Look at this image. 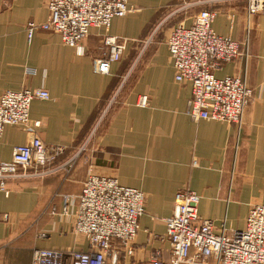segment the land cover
Wrapping results in <instances>:
<instances>
[{
	"label": "crops",
	"instance_id": "1",
	"mask_svg": "<svg viewBox=\"0 0 264 264\" xmlns=\"http://www.w3.org/2000/svg\"><path fill=\"white\" fill-rule=\"evenodd\" d=\"M135 11L114 18L109 29L91 28L84 54L64 45L59 35L27 24L48 19L45 0H0V95L44 89L48 100L30 104L29 121L48 146L64 149L56 167L73 158L69 175L54 172L40 179L9 181L0 195V264H31L37 249L86 252V239L72 231L77 196L88 175L112 177L144 194V214L127 254L113 243L106 264H148L155 255L168 261L170 245L164 219L173 213L174 195L188 189L199 196L198 215L228 234L245 227L253 205L264 206V16L247 22L242 0H228L215 11L212 31L242 43L249 57L224 64L216 78H246L253 96L242 126L192 121L187 115L189 84L174 81L166 48L171 28L191 25L197 8L181 11L190 0H126ZM194 1V0H191ZM105 35L125 41L107 75L93 70L105 52ZM146 95L145 108L136 105ZM30 135L6 126L0 162ZM70 196L62 215L63 197ZM66 259V264H68Z\"/></svg>",
	"mask_w": 264,
	"mask_h": 264
},
{
	"label": "built area",
	"instance_id": "2",
	"mask_svg": "<svg viewBox=\"0 0 264 264\" xmlns=\"http://www.w3.org/2000/svg\"><path fill=\"white\" fill-rule=\"evenodd\" d=\"M48 19L43 24L28 23L27 38L34 31H49L59 35L61 42L84 54L83 42L91 28L109 29L114 18H122L135 11L126 0H45ZM228 0H194L185 2L181 11L201 8L188 27H173L165 44L174 69V81L189 84L191 97L186 115L192 121H215L242 126L243 116L253 96L245 76L216 78L221 67L236 59L246 61L249 42L246 34L242 43L230 37L216 35L211 25L215 11L211 8ZM247 22L253 16H264V0H242ZM105 52L94 62V72L109 73L112 63L118 62L125 42L105 35ZM44 89L5 91L0 95V139L6 126L27 131V143L13 148L10 161L0 162V195L8 196L7 183L16 180L40 179L54 172L69 175L73 158L51 167L64 152L62 147L45 145L36 133L39 122L29 121L30 104L34 100H48ZM146 95L137 97L136 105L147 107ZM72 197H63L62 215ZM199 196L180 189L174 195L173 213L163 220L165 238L171 256L168 261L155 255L148 264H264V206L250 207L245 227L228 234L224 227L217 232L213 223L198 215ZM144 214V194L119 185L112 177L90 174L77 196L72 231L82 235L89 245L86 252H65L56 249L33 251L31 264H106L112 255L113 243L121 244L132 254V242Z\"/></svg>",
	"mask_w": 264,
	"mask_h": 264
},
{
	"label": "rangeland",
	"instance_id": "3",
	"mask_svg": "<svg viewBox=\"0 0 264 264\" xmlns=\"http://www.w3.org/2000/svg\"><path fill=\"white\" fill-rule=\"evenodd\" d=\"M198 9V11L201 9V8H197ZM48 16H49V13H48ZM47 21V20H46ZM45 23V22H44ZM43 24V23H42ZM111 25V24H110ZM101 29H103V28H101ZM172 29V28H171ZM170 29V30H171ZM169 30V31H170ZM168 34H169V32H168ZM168 36V35H167ZM121 40V39H120ZM122 41H124V40H122ZM125 42V41H124ZM103 43V42H102ZM167 48V47H166ZM169 54V53H168ZM102 57V56H101ZM100 58V57H99ZM97 60V59H96ZM95 62V61H94ZM93 70H94V64H93ZM49 95V94H48ZM51 167H53V166H51ZM56 173V172H55Z\"/></svg>",
	"mask_w": 264,
	"mask_h": 264
}]
</instances>
